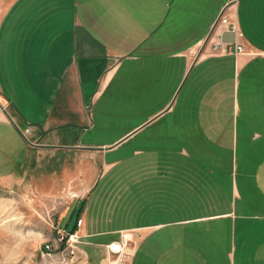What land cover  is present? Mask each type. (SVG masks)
Returning <instances> with one entry per match:
<instances>
[{
  "label": "crops",
  "instance_id": "1",
  "mask_svg": "<svg viewBox=\"0 0 264 264\" xmlns=\"http://www.w3.org/2000/svg\"><path fill=\"white\" fill-rule=\"evenodd\" d=\"M230 1L0 0V183L21 185L36 172V149L22 155L24 130L31 128L33 138L42 141L37 145L46 150L53 139L63 143L61 128L78 127L80 112L88 106L85 76H101L94 93L99 96L126 62L151 66L158 88L167 80L174 104L168 107L169 101L156 113L172 108L173 129L179 133L172 141L190 139L197 120L188 114L212 113L219 114L233 149L241 105L248 109L257 103L264 111V0H239L228 10L251 52L238 55L214 49L219 32L225 46L235 42V34L218 22ZM33 105L45 113L42 124L24 115L31 110L25 107ZM261 118L254 116L255 124L243 128L264 129ZM260 138V132L253 133L252 139ZM74 144L79 151L80 143ZM43 155L46 160L48 152ZM78 157L81 192L92 181H85L84 161ZM183 157L196 155L184 152ZM207 172L169 170L156 190V202L143 208L141 224L110 230L133 231L138 244L126 264H264V185L250 190L262 201L255 196L244 200L236 183L223 185ZM80 218L82 225L75 230L82 244L92 247L81 246L86 264H106L105 245L116 238L93 229L85 214Z\"/></svg>",
  "mask_w": 264,
  "mask_h": 264
},
{
  "label": "rangeland",
  "instance_id": "2",
  "mask_svg": "<svg viewBox=\"0 0 264 264\" xmlns=\"http://www.w3.org/2000/svg\"><path fill=\"white\" fill-rule=\"evenodd\" d=\"M167 76L166 70L163 77ZM156 77L151 66L126 62L99 96H94L102 78L98 73L85 76L88 106L80 112L78 127L73 124L61 128L62 134H66L64 144H54L53 139L49 144L51 150H46L37 145L42 141L33 138V130L27 137L23 134L27 147L22 155L36 149L34 156L38 161L34 176L23 184L16 185L12 180L0 183V264H86L87 257L81 248L92 251V247L82 244L83 239L78 257H64L59 238L65 226L72 230L79 214H85L95 230L141 224L143 208L156 202V190L169 170L208 171L223 185L236 183L242 199L259 198L250 190L264 185V129H244L243 125L253 126L254 116L264 120L260 104L246 109L240 100L238 142L233 149L227 143L229 134L221 128L219 114L212 113L188 114L197 120L190 130V139L181 135L187 139L172 141L176 137L174 132L179 134L173 129L172 108L161 115L156 112L169 101L168 107H172L175 97L167 80L157 87ZM182 104L183 98L176 104L177 111ZM25 108H31L24 112L30 123H43L45 113L40 105ZM245 118L249 123L244 122ZM254 132H260L261 138L252 139ZM12 138L16 142L18 136ZM74 143H80L79 151ZM184 152L196 158L183 157ZM77 157L84 161L85 181H92L90 186L86 182L81 192L76 176ZM28 169L34 171L33 166ZM259 199L262 201V197ZM106 237L119 239L120 230L110 231ZM48 240L56 243L57 252L52 255L42 252ZM137 244L134 242L133 246Z\"/></svg>",
  "mask_w": 264,
  "mask_h": 264
},
{
  "label": "built area",
  "instance_id": "3",
  "mask_svg": "<svg viewBox=\"0 0 264 264\" xmlns=\"http://www.w3.org/2000/svg\"><path fill=\"white\" fill-rule=\"evenodd\" d=\"M239 0H231L222 10L218 22L222 25L225 30L233 32L235 34V42L233 45L225 46V43L222 41V32L217 33L218 38L214 40V49H226L227 51H232L236 55L240 53H251L247 50L246 46L241 42V39L244 38V33L239 28L236 21L232 20L228 10H232L234 6L238 3ZM32 129L28 128L24 131V135L27 137V134H30ZM82 218L78 219L77 226L81 227ZM51 241H46L42 246V252L46 255H52L57 251H52ZM61 244L65 241V247L63 249L64 257L76 258L78 257V246L81 243V235L78 234V231L69 232L63 230L59 238ZM134 239L133 231H122L120 233V238L112 240L105 245L107 251L106 264H124L128 257H131L135 254L134 250ZM59 245V249L61 248Z\"/></svg>",
  "mask_w": 264,
  "mask_h": 264
},
{
  "label": "trees",
  "instance_id": "4",
  "mask_svg": "<svg viewBox=\"0 0 264 264\" xmlns=\"http://www.w3.org/2000/svg\"><path fill=\"white\" fill-rule=\"evenodd\" d=\"M77 222H78V220H77ZM76 227H77V224H76V226H74V227L72 228L71 232H74L75 229H76ZM62 247H65V241L62 243Z\"/></svg>",
  "mask_w": 264,
  "mask_h": 264
},
{
  "label": "bare ground",
  "instance_id": "5",
  "mask_svg": "<svg viewBox=\"0 0 264 264\" xmlns=\"http://www.w3.org/2000/svg\"><path fill=\"white\" fill-rule=\"evenodd\" d=\"M51 249L54 251L56 249V245L54 243H51Z\"/></svg>",
  "mask_w": 264,
  "mask_h": 264
}]
</instances>
